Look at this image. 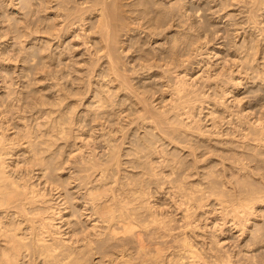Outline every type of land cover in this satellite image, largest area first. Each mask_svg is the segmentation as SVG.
Wrapping results in <instances>:
<instances>
[{
    "label": "rangeland",
    "instance_id": "374dc122",
    "mask_svg": "<svg viewBox=\"0 0 264 264\" xmlns=\"http://www.w3.org/2000/svg\"><path fill=\"white\" fill-rule=\"evenodd\" d=\"M82 1L54 0L48 5L37 0L31 9L21 10V28L7 35L15 38H3L12 44L18 63L5 61L9 73L7 82H0V95L20 92L34 106L42 101L52 103L50 108L48 104L37 108L40 112L51 109L53 119L61 116L65 122L67 139L56 141L50 151L54 162L61 161L64 151L70 156L64 173L75 175L84 159L104 160L109 158V148L117 151L118 159L108 168V176L117 179L123 189L134 191L136 199L129 207L142 211L150 206L173 229L162 239L151 238L149 250L152 254L159 250L156 264H182L175 252L184 236V223L175 207L181 197L174 194V187L181 184L195 193L194 201L182 206H189V222L195 220L185 235L202 245L208 261L215 256L230 258L233 264H264V202L259 201L264 199V133L255 140L258 131L252 124L259 120L264 126V0H197L188 3L194 9L202 8L200 16L193 18L180 15L181 0H106L117 6L108 34V40L115 41L108 45L114 47L119 80L123 75L126 79L120 84L132 92L131 99L115 91L120 86L116 81L110 82L98 17L81 9L86 7L78 5ZM13 2L14 7L21 5L19 0ZM57 4L65 6L58 8ZM12 11L1 10L6 17ZM44 18H54L46 24L54 28H42L40 19ZM195 24L207 28L201 51L190 45L191 36L198 34ZM238 48L243 62L224 65ZM160 52L164 57L155 62ZM153 63L156 67L143 70ZM231 69L234 78L240 73L245 79L240 86L228 83L225 89L231 92L224 94V78L218 81V74ZM185 72L191 86L173 105L188 104V116L181 105L173 109L169 97L175 75ZM207 73L211 74L209 81ZM203 87L204 94L198 95ZM102 99L103 109L98 108ZM44 123L45 119H39L43 132ZM73 191L74 187L69 193ZM220 196L249 201L259 197L253 200L243 233L231 222L214 227L217 216L207 211ZM57 202L52 199L49 205L56 207ZM80 207L74 203L72 209L79 211ZM143 215L146 218L147 212ZM67 217L54 222L60 234L68 230L63 225ZM133 246L128 244L127 253L135 263ZM118 253V248L110 249L111 260L116 261ZM93 257L81 264H98Z\"/></svg>",
    "mask_w": 264,
    "mask_h": 264
},
{
    "label": "bare ground",
    "instance_id": "6f19581e",
    "mask_svg": "<svg viewBox=\"0 0 264 264\" xmlns=\"http://www.w3.org/2000/svg\"><path fill=\"white\" fill-rule=\"evenodd\" d=\"M36 1L19 0L21 5L14 7L13 0H0V82L2 84L7 82L6 78L9 73L5 70V61L17 62L18 58L12 54L14 51L11 49L12 44L7 45L9 39L15 38H8V33L21 28V18H24L21 10L25 7L31 9ZM39 1L41 4L43 2L49 5L54 0ZM181 1L180 5L175 3L178 4L180 15L192 18L200 16L202 8L194 9L188 4L197 0ZM211 1L213 2V0ZM78 5H85L86 7H81V9L85 8L98 17L97 28L103 41L104 62L110 72V82L116 81L117 86H120L115 91L122 92L123 95L131 99L132 92L120 84V81L125 83L126 79L123 75V79L119 80L121 74L114 59V47L108 45V42L115 41L113 38L108 40V34L111 19H113L112 14L116 11V4L114 6L106 0H83ZM172 5L171 3L170 7ZM61 6L65 5L57 7ZM12 8L15 12L12 11V15L6 17L4 12ZM45 8L53 7L45 5ZM1 10L4 12L2 13ZM51 13L58 16L53 11ZM20 14L22 17H18ZM68 14L69 12L65 15ZM52 19L54 18L40 19V23H44L42 28H54V26L46 27V24L52 22ZM7 20L12 21L8 26L4 24ZM84 20V18L79 19L81 22ZM193 27L198 34L194 37L191 36L190 45L197 49V46L201 47V40L207 35V28L196 24ZM3 38H8V40L4 42ZM220 39L221 37L218 38V40ZM221 45L223 44L220 43ZM241 53L242 50L238 48L234 55L229 60H225L223 64H227L229 67L239 65L243 62ZM163 57V52H160L154 56V61L157 62L159 58ZM153 67H156L154 63L143 70H151ZM17 70L19 73L24 72V68H17ZM187 75V72L182 76L175 75L174 86L169 92L172 105L191 86L188 83L190 78L187 79ZM239 75L240 73H238V77L234 78L232 69L228 73L220 72L218 74V81L222 77L224 80L226 78L225 82L222 81V84H225L222 87L224 94L231 92L230 89H225L228 83L235 82L234 85L238 86L242 84V80L245 78ZM206 79L207 81L211 79L210 73H207ZM204 88L198 95L204 94ZM110 91L107 89V94ZM46 104L49 105V108L52 105L51 102L42 101L34 106L31 101L22 97L20 92L15 94L5 91L3 95H0V264H81L90 256H94V259L97 258L98 264H132V256L127 253L129 243H134V253L138 259L135 258L136 261L133 264H149L152 263L151 261H153L152 264H156L155 260L159 250L153 254L149 250L151 238L162 239L171 235L173 229L150 206L142 211L140 208L129 207L136 199L134 191L123 189L117 179L108 176V168L112 162H116L118 159L115 149L110 150L109 148V158L104 160L96 157L84 159L80 162V170L75 175L65 172L67 176L64 178V171L68 167L70 156L64 155V151L61 154V161L54 162L53 152L50 151L56 145V141L67 139L65 122L61 116L53 119L51 109L45 112L38 110L37 107L46 106ZM104 104L105 101L102 99L98 103V108L103 109ZM180 105V103L173 105V109H178ZM181 107L184 114L188 116V104H182ZM165 115L163 114L162 117ZM139 116L141 117V115ZM39 119H45L44 132L40 130ZM34 121L35 123H33ZM258 121L252 123L258 131V137L255 140H258L264 133V126L261 121ZM65 145L64 143L60 149ZM71 184L73 185L71 186ZM73 187L75 191L69 193ZM181 187H183L182 184L174 187V194L178 193L181 197L175 207L181 213L180 220L184 223V236L180 239L181 241L179 240V246H176V257L182 264H233L230 258L223 260L215 256H209L211 260L208 261V256L200 249L202 245L195 244L189 235H185V231L195 223V220L189 222V206L184 209L182 206L193 202L195 193L193 189L192 191ZM253 197L250 201L244 198H233V196L232 198L224 196L217 198L216 206L210 207L211 209L207 211V214L217 216L213 219L214 227L220 228L231 222L233 228H237L243 233L250 220L253 200L259 199V197ZM52 199L58 201L54 205L56 207L49 205ZM259 201L264 202V199ZM74 203L81 206L79 211L72 209ZM203 207L205 204H202L201 208ZM67 209L69 211H66ZM143 212H147L146 218L143 217ZM66 214L69 217L64 220L63 225H67L68 230L60 234L59 228L54 222L62 221L61 219ZM120 232L122 235L118 236ZM64 234H68V236L63 238ZM145 235L147 238L143 239L142 236ZM114 248H118L119 251L116 261L111 260L109 254L110 249Z\"/></svg>",
    "mask_w": 264,
    "mask_h": 264
}]
</instances>
